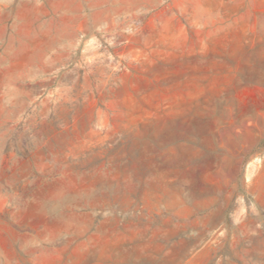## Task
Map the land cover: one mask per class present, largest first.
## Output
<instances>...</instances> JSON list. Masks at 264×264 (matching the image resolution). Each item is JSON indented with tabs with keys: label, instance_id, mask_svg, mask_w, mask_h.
<instances>
[{
	"label": "rangeland",
	"instance_id": "1",
	"mask_svg": "<svg viewBox=\"0 0 264 264\" xmlns=\"http://www.w3.org/2000/svg\"><path fill=\"white\" fill-rule=\"evenodd\" d=\"M0 264H264V0H0Z\"/></svg>",
	"mask_w": 264,
	"mask_h": 264
},
{
	"label": "crops",
	"instance_id": "2",
	"mask_svg": "<svg viewBox=\"0 0 264 264\" xmlns=\"http://www.w3.org/2000/svg\"><path fill=\"white\" fill-rule=\"evenodd\" d=\"M256 171H257V172H258V171H260V172H261V171H262V168H260L259 170H256Z\"/></svg>",
	"mask_w": 264,
	"mask_h": 264
},
{
	"label": "bare ground",
	"instance_id": "3",
	"mask_svg": "<svg viewBox=\"0 0 264 264\" xmlns=\"http://www.w3.org/2000/svg\"><path fill=\"white\" fill-rule=\"evenodd\" d=\"M63 204V203H62Z\"/></svg>",
	"mask_w": 264,
	"mask_h": 264
}]
</instances>
